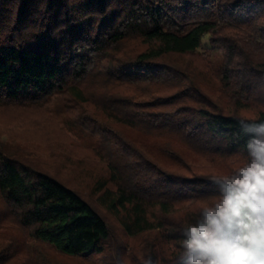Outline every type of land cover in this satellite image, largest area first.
<instances>
[{"label":"trees","instance_id":"obj_1","mask_svg":"<svg viewBox=\"0 0 264 264\" xmlns=\"http://www.w3.org/2000/svg\"><path fill=\"white\" fill-rule=\"evenodd\" d=\"M83 84L96 91L80 100ZM65 95L106 143L97 199L126 237H141L130 261L178 264L174 218L215 194L208 177L243 152L237 121L264 105V0H0V102ZM115 126L152 138L159 158ZM0 200V220L29 239L68 257L103 256L102 215L3 151Z\"/></svg>","mask_w":264,"mask_h":264},{"label":"rangeland","instance_id":"obj_2","mask_svg":"<svg viewBox=\"0 0 264 264\" xmlns=\"http://www.w3.org/2000/svg\"><path fill=\"white\" fill-rule=\"evenodd\" d=\"M80 88L84 94L80 100L96 91L92 84ZM72 97L56 96L40 103L0 102V151L76 190L102 215L110 231L109 240L103 244V256L86 260L62 255L46 244L29 239L11 220L4 218L0 220V264H115L118 259L133 264L128 254L132 250L138 253L141 237H126L117 218L98 202L97 187L108 172L105 162L96 154L106 143L89 127L80 125L77 116L80 109ZM84 106L92 111L90 105ZM115 128L142 152L149 151L152 157L159 158L152 138L125 126Z\"/></svg>","mask_w":264,"mask_h":264},{"label":"clouds","instance_id":"obj_3","mask_svg":"<svg viewBox=\"0 0 264 264\" xmlns=\"http://www.w3.org/2000/svg\"><path fill=\"white\" fill-rule=\"evenodd\" d=\"M262 113L264 105H259L237 121L245 137L243 152L233 157V166L208 177L215 194L174 218L180 232L173 245L178 264H264Z\"/></svg>","mask_w":264,"mask_h":264}]
</instances>
